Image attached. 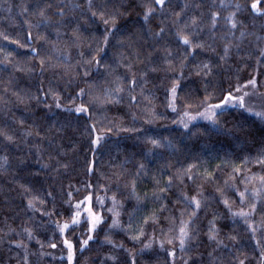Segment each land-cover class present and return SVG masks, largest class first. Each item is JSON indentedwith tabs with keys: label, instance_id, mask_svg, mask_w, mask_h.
<instances>
[{
	"label": "trees",
	"instance_id": "trees-1",
	"mask_svg": "<svg viewBox=\"0 0 264 264\" xmlns=\"http://www.w3.org/2000/svg\"><path fill=\"white\" fill-rule=\"evenodd\" d=\"M252 2L165 0L161 7L154 0H91L90 7V0H0V264H68L50 254L65 239L74 246L73 264H131L133 257L135 264H264V199L254 200L249 191L241 204L236 191L261 186L264 165L256 161L264 154V121L229 106L221 131L204 119L187 129L176 122L185 110L203 111L206 95L218 103L222 93L252 78L264 93V0L261 12L251 10ZM147 7L155 11L145 22ZM101 11L105 18L119 13L118 27L106 26ZM214 12L219 16L211 29ZM231 12L235 29L226 22ZM180 31L204 47L184 45ZM93 57L99 65L87 63ZM177 80L173 111L170 89ZM118 86L123 91L112 92ZM81 104L87 112L75 111ZM189 164L192 179L182 175ZM89 195L103 222L81 249L91 234L88 220L64 233L59 226L71 223L77 203ZM113 196L116 227L108 211ZM185 196H197L201 208L190 224L194 239L180 251L178 240L170 245L167 239L179 235L194 210ZM225 199L233 212L257 203L249 218L255 235L230 214ZM213 228L215 241L208 238ZM141 229L144 235L132 240Z\"/></svg>",
	"mask_w": 264,
	"mask_h": 264
},
{
	"label": "snow or ice",
	"instance_id": "snow-or-ice-1",
	"mask_svg": "<svg viewBox=\"0 0 264 264\" xmlns=\"http://www.w3.org/2000/svg\"><path fill=\"white\" fill-rule=\"evenodd\" d=\"M154 3L156 5H159L161 7H163L165 5V0H154ZM90 7H91V0H90ZM237 12L240 10L241 5L240 4H236L235 5ZM251 10L252 11H256V12H261V0H253L252 4H251ZM25 11H27V9H25ZM155 11V9L153 7H147L146 11L144 12V16L143 19L145 22L148 21L150 15ZM41 16H44V11L41 10L39 13ZM61 15H62V10H61ZM93 16L97 15V13L93 12L92 13ZM101 19L103 20V23L107 26L109 24L112 25L113 28L118 27L117 24V17L119 15V13H113L111 15H108L107 18H105V13L103 11H101L99 13ZM177 16H179V13H176ZM219 16V13H212L211 14V29H215L216 25H217V18ZM226 22L228 24L231 25L232 29H235L237 27V23L238 21L236 20V12H231L229 13L228 17L226 18ZM193 24H196V18L194 17L192 20ZM185 27H187V25H185ZM164 29L161 28L159 33H156V35H160L161 33H163ZM2 35V34H0ZM111 35L110 32H106L104 38H103V44L107 45L108 43V36ZM241 35L243 36L244 33L242 32ZM177 36L178 38L183 42L184 45H189L191 46L193 49L195 48H203L204 44H193L192 40L190 39L189 35L183 34L182 31L177 32ZM4 39H8L7 36H4ZM16 43H19L18 41H16ZM21 47H24V45H20ZM34 52H36V49H33ZM98 52H102L103 48H98L97 49ZM225 56L228 53V46H225ZM171 53L169 52V55ZM191 54V53H188ZM260 57H264V50L260 51ZM185 59H187V55L185 56ZM221 59H224V57H221ZM93 61H95V63L97 65H99L100 61L96 60L95 57H93L92 60L87 61L88 64H91ZM41 64H44V60H41ZM169 64H171V61H169ZM181 64H183V61H181ZM204 68H208L207 64L203 65ZM85 76L88 75L87 72L84 73ZM205 75H207V73H205ZM180 76H183V72H180ZM135 79H133L131 81V84L133 86H135ZM251 86V88L254 90V92H249V91H244L242 94H233V91H235L236 93H240L242 91L241 87H237L235 90H228L226 93H222V99L219 100L218 103H212L210 102L212 100V96L211 94H208L204 97L203 100L200 101L201 106H203V111H197L195 114H193L191 111L185 110L183 111L181 118L176 121L180 124L183 125L184 128H189V124L196 120V119H204V120H208L211 125L213 126V129L217 130V131H221L224 130V125L227 123V121L222 122V117L224 115V109L231 106L233 108H240L245 110L248 113H251L253 115H255L256 117H258L261 121H264V110L261 111H256V109L253 106H250L248 101L252 98V96L255 94H259V95H264V93H259L258 92V86H257V80L255 78H252L250 80H248L246 82V84L243 87H248ZM179 88V81H175L173 82V85L170 89V93H171V104L170 107H172L173 111H177L176 105H175V101L177 99V89ZM49 91H51L49 89ZM123 91V89L121 87H116L115 89L112 90V92L114 93H119ZM85 94V90L84 89H80L79 95L83 96ZM55 95V94H53ZM99 98L96 97L94 98V100H98ZM132 100H135L136 98L134 96L131 97ZM101 103H103L104 101H100ZM57 107H61V105L59 104V102H57L56 104ZM187 108H191V105H187ZM76 112H87L88 108L85 107L83 104H81L80 106H77L75 108ZM149 123H151L152 121L149 120ZM124 131H135L134 129H123ZM206 132L209 130H205ZM231 131V130H229ZM237 131H244V129L242 128H238ZM0 134H3L2 132H0ZM31 134V133H29ZM38 134V133H37ZM6 139H8L9 141L12 140L11 136H6ZM148 141L154 146V147H161V141L158 139H154V138H148ZM96 143L99 142V137H97L96 141H94ZM257 163L264 165V154H262L259 158H257ZM141 168L144 167L143 164L140 165ZM194 165L189 164L188 167L186 169L183 170L182 175L188 176L189 179H192V176L190 175L192 169H193ZM234 171L239 172L240 169L236 168L234 169ZM211 175V174H209ZM177 178H181L180 176H178ZM252 179H257L256 177H253ZM259 182H260V187L259 188H252L251 190H249L247 187H245L244 191H239L238 189L236 190L238 193V197L239 200L241 202V204H244L246 202V194L251 191V195L254 198V200L256 201H260L262 199H264V176H260L258 177ZM157 184H159V181H156ZM172 183V177L170 176L168 178L167 184L170 186ZM134 187V185H133ZM167 189L166 188H160L159 191L160 192H165ZM219 191V189H217ZM197 195H202V193H198ZM185 199L188 200L190 205H194V210L189 214V219L187 221L182 220L181 221V227L179 228V235L173 238H168L167 239V243L168 244H173L174 240H178L179 242V248L180 251H184L185 250V246L186 244L194 239V234L193 231L190 228V224L192 222V219L196 216L197 211L201 208V200L197 198V196H192V197H187L185 196ZM91 200H92V196H86L85 197V201L88 202V206L85 209V211L87 212V216H88V223H89V228H88V232L92 233L96 230V228L103 222V217L99 214H97L96 212L93 211L92 207H91ZM97 200L102 204L103 203V199L100 197H97ZM113 203H116L115 197H112ZM85 201H81L79 202L76 207L77 209L80 208L81 204H83ZM29 207H33V202L30 200L29 202ZM224 205L228 208L230 214L233 217H241L244 219L245 223L248 225L250 231L253 233V235H255L257 228L255 226H253L252 223L249 222V218L254 216V214L257 211V203L253 202L250 203L248 205V210H245L243 207L239 208L237 211H232V206L229 204V201L227 199H225L223 201ZM109 212H113V221H112V225L110 227H116L119 226V212H114L112 208L108 209ZM48 213H46L47 215ZM80 216H81V212L80 211H76L72 217L71 223L72 224H78L80 222ZM147 218L145 220V223H147ZM61 232H63L64 229H67L69 227L68 223H64L62 226H59ZM171 231V229L169 230ZM210 235H209V239L210 240H217V230L210 229ZM144 235L143 230L141 229L138 235L132 236L131 239L132 240H139L141 236ZM29 236H31V233H29ZM230 239L235 240L236 237L235 236H230ZM93 239V236L91 234H89L88 239H85L81 242V249H83V247L85 245H88L89 241ZM106 240H108V242H111L109 240L108 237H105ZM164 240H160V247L163 248L164 247ZM218 243H223V241H218ZM64 244L67 246V250H68V255H67V259L69 264H72L73 258H74V246L72 244L71 241L69 240H64ZM257 244H260V241L257 240ZM120 247H122V245H119ZM51 247H56L55 244L51 245ZM152 247V243L151 241L149 243H145L143 245V248L141 249V251H143L144 249H148ZM169 255L172 257H175V250L173 249L171 252H169ZM261 256L264 257V252L261 253ZM113 259H115V257H113ZM131 264H135V257H133ZM185 264H187V261H185ZM239 264H244V260H240Z\"/></svg>",
	"mask_w": 264,
	"mask_h": 264
},
{
	"label": "rangeland",
	"instance_id": "rangeland-1",
	"mask_svg": "<svg viewBox=\"0 0 264 264\" xmlns=\"http://www.w3.org/2000/svg\"><path fill=\"white\" fill-rule=\"evenodd\" d=\"M243 86H241L242 91L240 93H237V94H242L244 91L254 92V90L251 88L250 85L248 87H243ZM259 93H261V92H259ZM248 103H249L250 106H253L256 109V111L264 110V95H259V94H255L254 93V95L248 101ZM81 201H85V198L83 200H81ZM81 201H79V202H81ZM91 203H92V200H91ZM87 206H88V202L85 201L83 204H81L80 208L77 209V211H80L81 212L80 221H82L84 219H87L88 220L87 212L85 211V209L87 208ZM91 207H92V204H91ZM111 208L113 209L114 212H118L117 203H115V204L113 203V205L111 206ZM93 211L96 212L94 209H93ZM96 213L102 216V213L101 212H96ZM68 224L71 225L72 223H68ZM65 230L66 229L63 230V233L65 232ZM92 233H91V235H92ZM50 254L52 256H58V257L66 258L67 259V255H68L67 246L64 244V247H58V250H55L53 252L51 251ZM67 261H68V259H67ZM73 262H74V258H73L72 264H73ZM68 264H69V262H68Z\"/></svg>",
	"mask_w": 264,
	"mask_h": 264
}]
</instances>
